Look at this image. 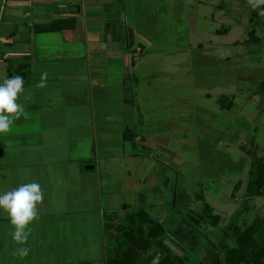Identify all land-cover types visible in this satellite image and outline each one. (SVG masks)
Masks as SVG:
<instances>
[{
	"label": "rangeland",
	"instance_id": "374dc122",
	"mask_svg": "<svg viewBox=\"0 0 264 264\" xmlns=\"http://www.w3.org/2000/svg\"><path fill=\"white\" fill-rule=\"evenodd\" d=\"M255 2L150 1L151 12L159 11L161 18L154 16L151 33L147 34L152 41L151 52L146 55L149 63L138 66L151 74L144 75L134 91L140 112L130 129L135 141L122 148L111 134L104 138L107 144H98L92 160L97 171L94 179L90 178L94 189H89V202L95 197L91 194L96 186L104 183L106 220L124 218L121 222L125 224L126 217L138 209L162 220L173 253L177 248L199 250L186 253L185 264H201L209 249L217 251L221 263L226 264L223 252L235 245L232 227L244 229L256 218L264 220V198L252 197L247 191L252 156L264 157V97L254 93L264 78V19H256L255 27L250 25V14L259 7H254ZM251 29L259 41L245 44ZM222 31L226 34L217 33ZM224 95L234 98L231 111H222L217 105V99ZM14 120L8 135L17 127ZM143 136L163 137L164 146L150 150L140 143ZM1 144L3 194L23 185L31 172L7 155L16 154L22 147L7 145L5 151ZM135 170L137 175L129 172ZM143 175L148 176L146 183H142ZM197 194H202L203 202L195 199ZM203 203L218 217L217 224L203 216ZM91 208V216L100 212ZM116 227L106 235L110 257L124 248L122 240L118 246L113 243ZM260 233L264 238V227ZM162 255L154 247L140 253L135 263L147 258V264H156Z\"/></svg>",
	"mask_w": 264,
	"mask_h": 264
},
{
	"label": "crops",
	"instance_id": "0c3cea01",
	"mask_svg": "<svg viewBox=\"0 0 264 264\" xmlns=\"http://www.w3.org/2000/svg\"><path fill=\"white\" fill-rule=\"evenodd\" d=\"M150 1L155 0H6L0 83L8 72L19 71L24 89L17 99L23 106L14 120L17 127L12 135L0 134V144L22 147L7 155L31 172L24 184L38 183L43 200L26 226L23 243L13 239L15 226L2 209L0 264H107L111 258L106 225H119L124 218L105 219L104 183L96 186L89 202V189H94L90 178L97 171L92 160L98 144H107L104 138L111 134L122 148L135 141L130 129L140 112L134 91L151 74L138 66L149 63L152 41L147 34L154 16L161 18L159 11L151 12ZM140 143L159 149L164 139L143 136ZM129 172L137 175V170ZM148 176L141 177L142 183ZM89 208L100 212L91 216ZM164 229L162 240L169 246ZM190 250L177 248L174 254L184 259L199 251ZM200 262L222 264L211 249ZM134 264H147V258Z\"/></svg>",
	"mask_w": 264,
	"mask_h": 264
},
{
	"label": "trees",
	"instance_id": "16d2710c",
	"mask_svg": "<svg viewBox=\"0 0 264 264\" xmlns=\"http://www.w3.org/2000/svg\"><path fill=\"white\" fill-rule=\"evenodd\" d=\"M261 9H264V4H260L258 9L252 11L250 14V25L255 27L256 19H264V14H261ZM226 34V31L217 32ZM248 39L244 41L245 44L250 42L258 43L259 38L255 34V30L251 29L247 33ZM15 75L24 76L19 71L8 72L7 78ZM255 95L259 98L264 97V78L259 82L254 90ZM217 105L222 111H231L234 107V98L229 96H220L217 99ZM244 150V148H243ZM245 151V150H244ZM248 156H252L250 150L246 151ZM251 166L248 172V187L247 191L252 197L264 198V157L255 158L252 156ZM239 187V182L235 186V191ZM203 202L202 194H197L196 198ZM202 214L209 221L215 225L218 223V217L213 214L212 209L206 203H203ZM117 234L113 237V243L117 246L123 241V250L121 252L115 251L114 255L108 260L107 264H134L139 258L140 253L149 251L152 248H158L163 255L160 261L156 264H185L182 257L175 255L170 248L163 243L162 237L165 233L164 226L155 221L144 210H138L135 214L127 218L125 224L116 225ZM114 225H106V235L110 233ZM264 227V220L256 218L250 225L244 229H240L235 225L232 227L235 238V245L228 251L223 252L224 262L226 264H234L240 260L248 262L249 264H264V238L261 236V228ZM147 228V235L145 236V229ZM144 232V233H143ZM126 241L129 245H126ZM126 246H125V245ZM110 252V247H108Z\"/></svg>",
	"mask_w": 264,
	"mask_h": 264
},
{
	"label": "clouds",
	"instance_id": "9594fccd",
	"mask_svg": "<svg viewBox=\"0 0 264 264\" xmlns=\"http://www.w3.org/2000/svg\"><path fill=\"white\" fill-rule=\"evenodd\" d=\"M264 4V0H256L254 7ZM264 14V9H261ZM46 75V74H45ZM44 86V76L41 78ZM24 79L20 75L12 76L0 83V133L9 130L14 119H18L23 106L17 103L23 92ZM43 200V192L38 183L23 184L18 188L0 194V209H3L15 226L13 239L23 243L28 239L26 226L36 217V208ZM27 249H21V255H27Z\"/></svg>",
	"mask_w": 264,
	"mask_h": 264
},
{
	"label": "built area",
	"instance_id": "2783aa9c",
	"mask_svg": "<svg viewBox=\"0 0 264 264\" xmlns=\"http://www.w3.org/2000/svg\"><path fill=\"white\" fill-rule=\"evenodd\" d=\"M5 4H6V0H0V23H1L2 18H3V14H4V10H5Z\"/></svg>",
	"mask_w": 264,
	"mask_h": 264
}]
</instances>
